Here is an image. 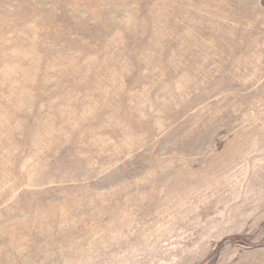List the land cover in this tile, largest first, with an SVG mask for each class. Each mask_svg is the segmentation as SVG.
Here are the masks:
<instances>
[{"label":"rangeland","instance_id":"374dc122","mask_svg":"<svg viewBox=\"0 0 264 264\" xmlns=\"http://www.w3.org/2000/svg\"><path fill=\"white\" fill-rule=\"evenodd\" d=\"M0 264H264V0H0Z\"/></svg>","mask_w":264,"mask_h":264}]
</instances>
